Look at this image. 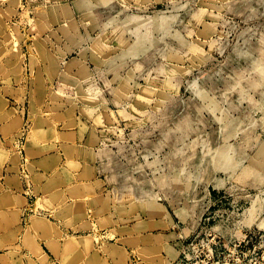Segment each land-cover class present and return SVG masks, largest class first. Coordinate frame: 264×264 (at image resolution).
Instances as JSON below:
<instances>
[{"label": "rangeland", "instance_id": "obj_1", "mask_svg": "<svg viewBox=\"0 0 264 264\" xmlns=\"http://www.w3.org/2000/svg\"><path fill=\"white\" fill-rule=\"evenodd\" d=\"M0 19L2 81L39 99L9 143L36 188L30 207L3 195L19 207L0 214L2 264L23 247L40 264H174L203 225L259 233L235 263L259 247L264 264V0H0ZM45 127L70 146L39 175L22 149Z\"/></svg>", "mask_w": 264, "mask_h": 264}, {"label": "crops", "instance_id": "obj_2", "mask_svg": "<svg viewBox=\"0 0 264 264\" xmlns=\"http://www.w3.org/2000/svg\"><path fill=\"white\" fill-rule=\"evenodd\" d=\"M1 19H3V17H1ZM1 19H0V24L4 23L3 21L4 19L3 20ZM0 40H2L1 36H0ZM54 68H55L54 66L53 67L49 66L47 68L43 67L41 68V71L38 70L37 72L42 73L41 75L43 76V78L49 77V79L47 80H50L51 79L50 76L55 75L56 70ZM3 70L6 72L9 71L8 69H2V70L0 69V71ZM36 70L37 69H35V71ZM12 87L14 88L15 91H13L14 95L10 96L9 86H6V84L3 83L2 77L0 76V89H1L0 91V214L5 213L8 210H12V209L17 210L19 207V206L10 207L8 204L7 205L1 204L3 202L2 201L3 195L5 193L12 195L15 192L21 191V194L23 196L21 197L26 200V204L29 205L30 207V205L31 206L34 205L33 203H30L29 200L32 201L31 195L33 194L36 188L33 184H31L29 190H25L24 189L25 184L23 185V182L18 178V176H16L17 174L16 168L14 165L10 163V160L14 158V154L12 150L14 149V144L12 143L10 145L9 143L12 135H14V130L17 129L19 126V122L21 121V119L23 120V117L25 116L26 119H28L30 112V104L32 103L34 105L35 104L34 101L39 102V99L36 100V98L33 95H30V97L28 96L27 98L24 97L23 95H18V89L26 87V84L24 85L23 81L19 85L15 84V82H12ZM5 88H7V90H5ZM16 98L19 99V102H16ZM15 110L17 112L16 114L13 115V111ZM21 113H23V116H21ZM44 118L45 116L43 117V119ZM77 133H79L78 130ZM56 134L57 133L54 134L51 130H49L46 127L42 128L41 130L37 129L35 134L33 135V139H31L28 143H25L26 149H24L25 147L22 149L23 150L22 152H24V156H26L28 160L33 163L32 164L33 168L37 170V173L39 175L42 174V172H44L47 169V167H52L56 160H60L61 162H63L65 159V156L62 151L63 150L62 147L70 146V143H66L65 140H62L61 137H59V139L56 140L57 138ZM64 135H67V138L69 137L68 138L69 140L70 138L71 139L75 138V135H72L69 132L65 133ZM51 147H53L54 149L53 148L51 149ZM46 151L49 152L46 153ZM42 152L44 153L43 155L41 154ZM43 159H46L48 162L45 163ZM26 191L29 192L27 193ZM26 206L24 207V209L27 210L28 218H30L31 216H29L30 215L29 212H31V210H29V207L26 208ZM26 221L29 222V219L28 220L26 219ZM173 235L174 234H172V237ZM170 242H172V239ZM4 245L5 244L0 243V246H4ZM42 245L45 246L44 242L39 244L40 249L44 253ZM22 250L24 254L21 257V264H40L39 260L43 258L44 254L42 255V253L39 252L40 254L39 257L41 258L39 259V257L37 256L35 257L34 255H32L29 249L23 247ZM12 259L10 257L6 258L9 264H13V262L11 263ZM14 259H16V257ZM2 263H3V258H0V264Z\"/></svg>", "mask_w": 264, "mask_h": 264}, {"label": "built area", "instance_id": "obj_3", "mask_svg": "<svg viewBox=\"0 0 264 264\" xmlns=\"http://www.w3.org/2000/svg\"><path fill=\"white\" fill-rule=\"evenodd\" d=\"M250 233V231H249ZM244 235L242 240H234L222 237L206 225L199 226L191 235L180 238L175 247L177 257L174 264H236L235 261L243 262L249 253H243L244 247L252 243V238L260 239L259 233ZM259 247H253L252 259H257ZM235 258V259H234Z\"/></svg>", "mask_w": 264, "mask_h": 264}, {"label": "bare ground", "instance_id": "obj_4", "mask_svg": "<svg viewBox=\"0 0 264 264\" xmlns=\"http://www.w3.org/2000/svg\"><path fill=\"white\" fill-rule=\"evenodd\" d=\"M46 19V18H45ZM71 67V66H70ZM69 69H71L72 70V67L71 68H69ZM68 75V74H67ZM78 75V74H77ZM83 79V78H82ZM33 213V212H32ZM35 213V212H34ZM32 224H33V226H34V228L35 229H39V230H42L43 228H42V226H41V224H40V219H38V220H34L33 222H32Z\"/></svg>", "mask_w": 264, "mask_h": 264}]
</instances>
